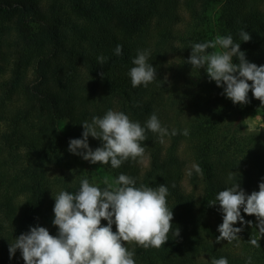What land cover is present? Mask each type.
<instances>
[{"label": "trees", "instance_id": "1", "mask_svg": "<svg viewBox=\"0 0 264 264\" xmlns=\"http://www.w3.org/2000/svg\"><path fill=\"white\" fill-rule=\"evenodd\" d=\"M241 30L250 33L249 42L239 40ZM216 32L231 35L249 62L264 65V0H0V264H25L19 249L11 259L8 249L30 226L57 234L54 198L74 194L84 178L52 187L48 168L67 166L70 139L82 138V123L108 110L142 127L155 113L168 130L162 139L147 131L144 155L135 161L117 169L97 163L110 183L125 174L136 187L169 188L167 207L180 236L170 231L160 249L125 242L135 264H211L221 257L246 264L249 256L252 264H264L256 217L241 209L253 226H243L239 246L217 243L223 214L208 204L233 184L251 194L264 182V135L242 126L251 113L264 119V106L251 90L250 103L234 105L205 69L187 63L190 47L213 41ZM140 50L150 52L157 79L134 88L128 72ZM89 146L95 150L101 141L90 136ZM251 237L260 238V247Z\"/></svg>", "mask_w": 264, "mask_h": 264}, {"label": "clouds", "instance_id": "2", "mask_svg": "<svg viewBox=\"0 0 264 264\" xmlns=\"http://www.w3.org/2000/svg\"><path fill=\"white\" fill-rule=\"evenodd\" d=\"M239 40L249 42L250 33L241 30ZM217 46L223 51H208ZM190 48L187 63L192 68L205 69L209 82L215 81L217 87L223 88L221 95L234 105H245L250 103L248 93L251 90L253 97L264 106V65L249 62L246 53L241 51L240 42H234L231 35H218L214 41L195 43ZM114 52L117 56L122 55V45L118 44ZM149 56V51L140 50L132 59L134 67L128 72L132 87H147L157 79L156 69L148 63ZM234 57L238 63L233 62ZM106 59L98 56V64L103 66ZM100 75L103 77L104 73ZM82 127V138L70 139L68 151L92 164L107 165L110 162L113 169L129 158L135 161L144 155L141 142L147 140V131L159 134L161 139L168 134L155 113L142 127L125 113L108 110L103 117L94 116L91 123L83 122ZM181 134L188 136V129ZM171 135H177V130L173 129ZM90 136L101 141V146L93 150L89 146ZM192 167L197 174H202L199 165ZM104 184L101 189L83 179L74 194L61 191L54 198L53 208L52 224L57 227V234L51 235L47 228L38 224L30 226L28 232L9 244V258L19 249L25 264H135V253L125 247V242H135L144 249H160L169 240L170 231L175 238L180 236L178 227L173 230V212L167 207L168 186L136 187L135 180L125 174H120L111 183L106 178ZM258 187L259 191L246 194L236 183L218 191L215 199L208 202L209 206L218 204L223 214V222L217 228L220 233L216 237L217 243L235 241L239 246L238 234L243 231V226H253L252 221H245L241 209L256 217L255 228H258L259 237H264V182ZM102 220L107 221L106 226L101 225ZM238 221L241 227H234ZM259 239L251 237L248 242L258 248ZM211 264H228V260L221 257L213 259ZM246 264H252L251 256Z\"/></svg>", "mask_w": 264, "mask_h": 264}, {"label": "rangeland", "instance_id": "3", "mask_svg": "<svg viewBox=\"0 0 264 264\" xmlns=\"http://www.w3.org/2000/svg\"><path fill=\"white\" fill-rule=\"evenodd\" d=\"M220 5H215L213 10L211 11V19L214 21ZM217 31V30H216ZM220 36L219 32H216L214 40L217 36ZM213 40V41H214ZM210 51H223L219 46L216 49H211ZM244 127L245 133H262L264 135V119L261 116L255 114H248L242 123ZM143 165L146 164V157L142 158ZM79 178L87 179L90 185L98 186L105 179H108V173L100 168V166L96 164H92L88 161H85L80 156L74 155L72 153L69 154V163L66 166H62L61 168H54L50 166L47 171V179L48 183L52 184V187L58 188L59 186H55V184L68 183L73 182ZM61 182V183H60ZM104 220L101 221V225H105Z\"/></svg>", "mask_w": 264, "mask_h": 264}]
</instances>
